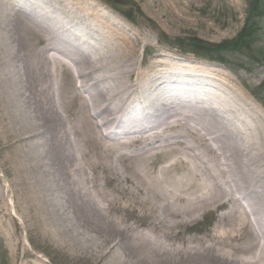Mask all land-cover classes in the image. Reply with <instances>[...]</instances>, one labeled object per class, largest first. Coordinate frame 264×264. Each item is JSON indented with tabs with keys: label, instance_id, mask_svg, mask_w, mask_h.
Segmentation results:
<instances>
[{
	"label": "bare ground",
	"instance_id": "1",
	"mask_svg": "<svg viewBox=\"0 0 264 264\" xmlns=\"http://www.w3.org/2000/svg\"><path fill=\"white\" fill-rule=\"evenodd\" d=\"M102 6L0 0V241L10 264L29 256L18 217L27 233L58 238L59 226L74 263L253 258L264 229V116L238 131L239 104L208 66L172 56L141 69L146 38L123 35ZM160 90L179 101L153 96ZM210 210L226 212L187 236Z\"/></svg>",
	"mask_w": 264,
	"mask_h": 264
},
{
	"label": "rangeland",
	"instance_id": "2",
	"mask_svg": "<svg viewBox=\"0 0 264 264\" xmlns=\"http://www.w3.org/2000/svg\"><path fill=\"white\" fill-rule=\"evenodd\" d=\"M11 1L16 6L21 5L23 0ZM93 1L101 3L105 11L122 22L120 32L123 35H142L146 38V43L141 42L136 48H139L138 62L142 65L141 69H147L151 61L164 62L163 59H171L172 56L187 59L183 64L208 66L217 73L220 84L227 90L224 96L227 102L230 105L239 104L232 109L237 115H241L240 122H243L237 126L238 131L257 127L256 121L260 114L264 116V16L256 19L257 21L251 20L252 25L249 26L255 29V33L248 45L239 51H230L228 43H233L242 33L250 19V11L264 15V0H110L120 5L116 8L105 0ZM159 53L164 55L160 56ZM158 92L161 95H157ZM153 96H160L165 102L171 103L169 105H175L179 101L168 90L157 91ZM200 97L207 99L203 93ZM223 112L220 109L219 114H224ZM208 130H212V127ZM3 136L0 143L5 142ZM237 136L240 138L239 133ZM6 137L8 140V136ZM0 177L4 183L7 181L2 172ZM11 203L9 201L10 205ZM231 210V214L238 215L236 208L231 207ZM225 212H205L185 234L202 235L205 231L214 229L217 218ZM227 224L231 226L233 222L228 220ZM52 226V231L58 238L48 236L45 232L27 233L22 219L18 217L22 247L20 252L24 249L29 253L22 261L24 264H32L35 259L38 264H91L85 261L72 262L70 244L59 237V226ZM11 229L14 231L13 227ZM258 234L257 243L254 240L253 258L244 252L234 254L233 259H241L239 264L258 260L261 261L257 264H262L264 261V229L258 231ZM0 245L5 251L0 253V264H10L12 252L8 243L1 240Z\"/></svg>",
	"mask_w": 264,
	"mask_h": 264
},
{
	"label": "trees",
	"instance_id": "3",
	"mask_svg": "<svg viewBox=\"0 0 264 264\" xmlns=\"http://www.w3.org/2000/svg\"><path fill=\"white\" fill-rule=\"evenodd\" d=\"M251 25V24H250ZM255 29L251 26H249V23L247 22L246 27L242 31L241 34L238 35V37L234 40L236 43H228V48L230 51H238L241 48H244L248 43L252 40Z\"/></svg>",
	"mask_w": 264,
	"mask_h": 264
}]
</instances>
